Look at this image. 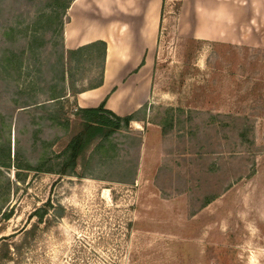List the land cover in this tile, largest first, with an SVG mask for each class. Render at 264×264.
I'll list each match as a JSON object with an SVG mask.
<instances>
[{"label": "rangeland", "instance_id": "374dc122", "mask_svg": "<svg viewBox=\"0 0 264 264\" xmlns=\"http://www.w3.org/2000/svg\"><path fill=\"white\" fill-rule=\"evenodd\" d=\"M48 2L0 0V60L14 48L23 68L12 79L34 88L40 104L55 81L38 77L64 49L68 20L66 11L62 37L49 32ZM179 2L163 0L149 105L138 114L145 121L142 129L129 125L142 136L134 184L25 170L17 180L14 167H0V211L11 210L0 218V237L28 228L47 200L64 208L17 264H264V50L187 39L175 24ZM33 21L43 47L25 62L23 34ZM3 63L0 143L18 145L31 164L46 152L54 167L74 130L75 95L47 102L59 109V124L41 118L42 106L16 110V88L7 86L16 82L5 79ZM74 72L80 90L93 86L100 69L96 62ZM146 123L156 130L147 134ZM117 142L124 146L122 135ZM115 168L122 165L114 160L97 171L115 180Z\"/></svg>", "mask_w": 264, "mask_h": 264}, {"label": "crops", "instance_id": "0c3cea01", "mask_svg": "<svg viewBox=\"0 0 264 264\" xmlns=\"http://www.w3.org/2000/svg\"><path fill=\"white\" fill-rule=\"evenodd\" d=\"M175 18L187 39L233 48L264 50V0H179ZM163 0H73L63 27V46L74 50L106 44L102 82L74 94L78 108H104L127 116L149 105L152 60L163 17ZM141 116L130 124L143 125ZM146 123L147 134L154 125ZM141 126V127H140Z\"/></svg>", "mask_w": 264, "mask_h": 264}, {"label": "trees", "instance_id": "16d2710c", "mask_svg": "<svg viewBox=\"0 0 264 264\" xmlns=\"http://www.w3.org/2000/svg\"><path fill=\"white\" fill-rule=\"evenodd\" d=\"M47 1H49V9L52 14L46 21L49 26V32L54 33L57 28L56 32H60V36L62 37V17L65 16L73 0ZM36 23L37 21H33L32 24H28V27L31 29L27 37L26 33L23 34L26 39V45L20 52L21 56L22 54H26L24 56L25 62L35 56V51L43 47L42 40L39 41L41 37L37 36V28H33L34 26H32ZM45 30L47 29L45 28ZM2 34L10 35L5 30V27L2 29ZM6 50L7 55L0 60L1 65L4 62V70L2 69L1 73L11 83L16 82L15 86L7 85L10 86V89L15 90L16 88V92H13L14 97L12 101L15 109L27 106H32V108L34 106H42L40 107L43 112L41 118L46 119V121L60 123L59 109L51 111L46 107V104H49L47 103L48 101H52L53 103L59 102L78 92L72 85L75 81L74 71L79 66L85 65L88 69V67L97 62L100 72L99 78L93 83V86H98L102 82L103 64L106 56V44L103 41H94L74 50L62 49L60 53H56L53 65L47 66L46 71L43 69L44 75L39 74V80L55 81V84H52V87L48 88L49 93L46 101L40 104L37 101L35 93H33L34 88L28 87V90H23V88H19L17 81L14 78L12 79L11 74L13 72L15 75L17 74V80L21 79L23 66L21 65L20 57L17 56L18 54L14 51L13 47H6ZM39 70L41 72L40 68ZM47 71H50L52 74L50 73L51 75L48 76ZM18 73L20 74L18 75ZM145 108L146 106H143L138 111L123 117L105 109L104 101L96 108H76L72 113L76 118L74 130L63 150L55 155L54 167L52 165L53 162L49 165L50 158L46 152L43 153L42 157L38 158L36 164H31L29 159L20 158V156L22 157L21 149L18 145L12 148L10 140H7L6 144L0 143V167H14L17 170L14 173V177L17 180L21 179L19 172L25 170L35 173H53L59 176L89 177L130 185L134 184L138 168L137 155L142 142V136L140 134L133 135L129 130V125L131 121L137 120L138 114L144 112ZM45 110L47 112H44ZM40 129L38 128L37 131ZM163 130L162 127V133ZM118 135H122L123 137V147L118 146ZM131 146L136 147V153L134 154L136 159L134 161L129 156L130 152L133 151ZM121 151L124 153H120ZM114 160L115 163L122 165V169L120 168V170L115 168V172L116 170L120 171L115 173V180L112 179L114 175L105 177L98 173V167H106ZM63 215V206L53 204L50 200L35 208L31 213V217L35 218V220L28 228L18 230V233L0 237V264H7L9 262L17 264L24 256L25 251L34 243L39 233L49 228L55 219L61 218ZM10 216L11 210L6 211L5 209L4 211H0V218L2 220H7ZM17 234L19 235L17 236Z\"/></svg>", "mask_w": 264, "mask_h": 264}]
</instances>
